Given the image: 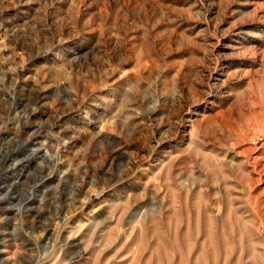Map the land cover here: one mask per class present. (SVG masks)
Returning <instances> with one entry per match:
<instances>
[{
  "label": "rangeland",
  "instance_id": "obj_1",
  "mask_svg": "<svg viewBox=\"0 0 264 264\" xmlns=\"http://www.w3.org/2000/svg\"><path fill=\"white\" fill-rule=\"evenodd\" d=\"M0 264H264V0H0Z\"/></svg>",
  "mask_w": 264,
  "mask_h": 264
}]
</instances>
